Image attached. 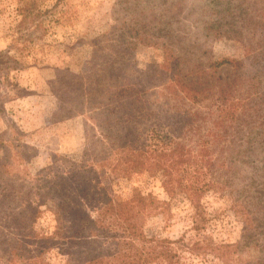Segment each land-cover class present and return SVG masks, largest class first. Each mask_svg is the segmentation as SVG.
Instances as JSON below:
<instances>
[{
  "label": "rangeland",
  "instance_id": "374dc122",
  "mask_svg": "<svg viewBox=\"0 0 264 264\" xmlns=\"http://www.w3.org/2000/svg\"><path fill=\"white\" fill-rule=\"evenodd\" d=\"M171 46L188 47L189 58L198 57L204 68L215 70L222 63L218 70L233 83L226 132L218 141L206 138L214 163L208 180L215 179L216 188L200 201L203 232L226 244L243 239L249 223L234 212L236 203L242 205L256 218L257 238L238 259H264V242L257 241L264 234L257 207L260 201L264 205V0H0V165L7 168H0V189L11 187L9 179L27 190L45 169L64 170L86 160L97 164L101 176L107 173L104 178L122 199L138 187L170 202L168 212L146 221L148 236L194 241L193 207L181 197L170 200L161 179L109 176L110 170L102 168L112 155L97 126L107 98L92 97V91L86 95L75 83L80 80L93 90L96 78L109 77L103 69L112 62L118 78L114 88L134 92L143 87L150 96L169 83L167 71L160 78L154 70L164 62V47ZM108 84L101 79L99 90ZM210 104L190 108L208 113ZM152 108L156 113L164 109ZM212 109L216 116V107ZM206 122L202 134L211 129L210 118ZM7 170L10 175L2 176ZM41 211L35 225L40 236L41 230L60 234L39 264H81L88 251L87 240L81 238L86 231L72 238L65 228L57 229L54 204H42ZM17 212L15 196H0V264H10L14 255L18 264H27L30 253L40 250L26 225L15 220ZM178 253L184 264H228L227 259L192 256L185 248Z\"/></svg>",
  "mask_w": 264,
  "mask_h": 264
},
{
  "label": "trees",
  "instance_id": "16d2710c",
  "mask_svg": "<svg viewBox=\"0 0 264 264\" xmlns=\"http://www.w3.org/2000/svg\"><path fill=\"white\" fill-rule=\"evenodd\" d=\"M190 52L183 46L164 47V62L160 70L155 68L154 71L160 78L167 71L169 83L162 91H155L150 96L143 87H136L134 92L124 87L114 88L118 87L115 84L118 78L112 74V62L103 69L109 77L96 78L93 90L80 80L75 83L85 88L86 95L92 91V97L99 94L107 98V104L102 107L103 117L97 126L111 146L112 155L106 158L109 161L102 168L110 170L109 176L129 178L133 174H145L161 179L170 200L181 197L193 207L195 240L186 243L184 239L172 241L148 236L146 221L168 212L170 202L159 201L151 194L145 195L138 187L132 189L128 199H122L114 194L108 178H104L107 173L101 176L95 167L97 164L83 160L69 163L64 170L53 166L45 169L39 173L36 184L27 190L24 186H13L14 182L9 179L11 187L0 189L1 197L15 196L18 206L15 220L26 225L30 240L40 247L36 253H30L27 264H39L44 252L55 244V235L60 234L55 231L48 235L41 230L40 236L37 232L35 225L43 214L41 206L46 202L58 208L57 229L65 228L74 235L72 238L86 231L81 238L84 243L87 240L88 251L81 264H184L179 248H185L195 257L209 255L227 259L228 264H264L262 258L245 262L238 259L245 248L253 247L254 238H257L256 218L253 219L242 205L236 203L234 212L248 220L249 231L243 239L226 244L214 241L203 232L200 201L207 191L216 188V180L208 175L214 163L208 148L210 142L206 138L218 141L219 134L226 132L224 125L231 118V107L227 110V103L233 83L218 70L222 63L214 65L215 70L204 68L198 57V63L189 58ZM236 67L241 68L239 64ZM101 79L109 84L99 90ZM147 97L150 101L145 104ZM206 101L211 103L208 113L190 108V105L199 106ZM155 105L164 109L156 113L152 108ZM212 105L216 107V116ZM207 118H210L211 129L202 134ZM147 120L152 123L143 125L142 122ZM0 168L7 169L3 165ZM7 175H10L9 170L2 172V176ZM208 176L211 177L209 180ZM15 177L19 182H26L18 175ZM218 185L222 189V184L218 182ZM262 204V201L258 202L257 207L264 217ZM257 241L264 242V234L263 239ZM10 264H18L15 255Z\"/></svg>",
  "mask_w": 264,
  "mask_h": 264
}]
</instances>
